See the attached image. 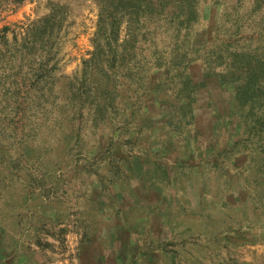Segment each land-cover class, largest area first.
Listing matches in <instances>:
<instances>
[{
    "label": "rangeland",
    "instance_id": "1",
    "mask_svg": "<svg viewBox=\"0 0 264 264\" xmlns=\"http://www.w3.org/2000/svg\"><path fill=\"white\" fill-rule=\"evenodd\" d=\"M0 264H264V0H0Z\"/></svg>",
    "mask_w": 264,
    "mask_h": 264
}]
</instances>
